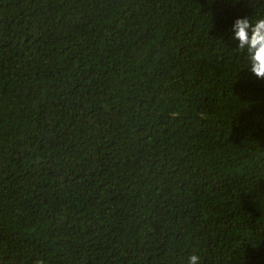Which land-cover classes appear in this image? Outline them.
Instances as JSON below:
<instances>
[{
    "label": "trees",
    "instance_id": "1",
    "mask_svg": "<svg viewBox=\"0 0 264 264\" xmlns=\"http://www.w3.org/2000/svg\"><path fill=\"white\" fill-rule=\"evenodd\" d=\"M264 0H0V264H264Z\"/></svg>",
    "mask_w": 264,
    "mask_h": 264
},
{
    "label": "clouds",
    "instance_id": "2",
    "mask_svg": "<svg viewBox=\"0 0 264 264\" xmlns=\"http://www.w3.org/2000/svg\"><path fill=\"white\" fill-rule=\"evenodd\" d=\"M231 31L234 33L233 39L239 42L236 50L244 54L246 69L256 78L264 80V16L256 19L237 18ZM188 264H200V257L190 255Z\"/></svg>",
    "mask_w": 264,
    "mask_h": 264
}]
</instances>
